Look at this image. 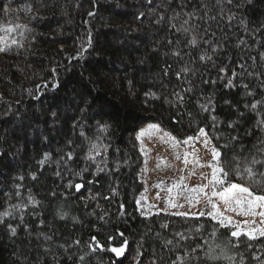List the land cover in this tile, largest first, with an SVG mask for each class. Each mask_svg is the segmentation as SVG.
<instances>
[{
	"label": "trees",
	"instance_id": "obj_1",
	"mask_svg": "<svg viewBox=\"0 0 264 264\" xmlns=\"http://www.w3.org/2000/svg\"><path fill=\"white\" fill-rule=\"evenodd\" d=\"M0 48V264H171L197 245L186 264L264 261V238L231 248L208 216L136 204L145 124L204 129L221 166L263 158L264 0H0Z\"/></svg>",
	"mask_w": 264,
	"mask_h": 264
},
{
	"label": "snow or ice",
	"instance_id": "obj_2",
	"mask_svg": "<svg viewBox=\"0 0 264 264\" xmlns=\"http://www.w3.org/2000/svg\"><path fill=\"white\" fill-rule=\"evenodd\" d=\"M229 4L232 3V0H227ZM7 11V9H6ZM89 15H92V13H89ZM191 15V14H189ZM229 19H232L230 16ZM187 23V21H185ZM184 31H187V29H184ZM192 45H195L197 43L195 37L190 41ZM4 49L0 48V51H3ZM208 59H211V57H207ZM261 58L264 59V53L261 54ZM200 59H205L204 56H201ZM253 61H255V57H251ZM241 68L244 67L243 64L240 65ZM221 71H224V69H221ZM233 76H236L237 73L233 72ZM249 75H253L252 73H249ZM258 75V74H257ZM229 85L232 84V81H228ZM264 83V81H262ZM245 88L248 87V85H244ZM251 93H249L250 95ZM262 101H256L251 104V109L255 111L257 109V105L261 104ZM209 105H211V101L209 100ZM204 108V110H208V108L204 105L201 106ZM213 121L215 123L216 118L213 117ZM264 125V120L258 121V127ZM101 130L106 131L107 125H101ZM229 127H232L231 124H229ZM149 129H158L157 125H150ZM145 134H150L148 130H141L140 133H138V138L140 136H143ZM200 136H203L204 139V146H208V138L207 133L204 129H200ZM197 137L196 139H198ZM176 144H179V141H175V138H172ZM193 137H188L186 140L183 141L184 144H189L190 141H192ZM232 140H237V137H232ZM226 147V146H225ZM93 149L98 150V146L96 144H92L91 149L89 151V155L87 159L91 160L94 159V157L91 155V151ZM212 162L209 163L207 166L211 168V175L210 178L205 177V179H208L207 184H201L197 185L192 188H188L187 191L189 193H192L193 195L186 196L185 199L187 202L192 205L193 203H200V198L203 197L205 201V206L210 208L209 211L204 212L200 211L198 213H188V212H174L170 213L171 215H177L182 216L185 218H199L207 215L211 218V220H214L219 224L221 227L225 228H232L233 230L230 232V238L226 242V246L231 248L238 249L241 246V238H244V243L246 244L247 248H252L253 245L250 243L251 241H256L260 238H264V171H261V169H264V158L258 159L256 155L249 156H241V155H234L232 157L231 163L229 165L228 162H224V166H221V152L216 149L215 147L212 148ZM258 155L264 157V148H260L258 150ZM68 159L70 160L72 158V154H67ZM188 154H185L184 163H188L187 159ZM48 154H45V159H47ZM180 157L177 156V159ZM43 163V161H41ZM159 166V165H158ZM225 167H228L229 170L226 171ZM104 169L97 167V173L103 172ZM195 173H193L194 175ZM236 175L239 176L241 179L247 178V180L250 182L249 186H245L240 183H234L230 182L228 180L229 175ZM203 175V174H201ZM183 177H181L180 183L183 182ZM178 185H173V187H177ZM76 189L79 190L82 185L77 184L75 185ZM155 187H160V185H155ZM186 187V186H185ZM115 192V190H113ZM169 192L172 191V188L168 189ZM210 191V194H209ZM157 198H159V193H157ZM31 199V198H30ZM35 203V201H33ZM136 203L139 205L140 201L137 200ZM168 208H180L183 207V205H178L176 203H173L172 199L169 198L166 201ZM123 208V205H121ZM152 207V206H150ZM162 211L167 212V209H164ZM228 213H233L237 216L243 217L242 220L234 221L232 215H228ZM159 214V213H157ZM2 216L9 215L8 212H4L0 214ZM162 228H167V224H162ZM10 231L13 233V235L16 232L15 228H11ZM215 234V229L213 232V235ZM123 235V234H121ZM177 237L180 238V240H187L190 239V236H186L183 233H176ZM45 239H51V237H45ZM111 239V238H110ZM92 241L95 242L97 247H102L99 245V242L96 241V238L93 237ZM76 244H79V241L75 242ZM173 243L172 240L165 241V246L171 245ZM92 247V245H90ZM176 247H180L179 240L177 241ZM201 247L200 245H197L196 248H192L191 252L188 250H184L183 254H180L177 252L176 258L171 261V264H186V262L189 260L190 256L192 254H195L197 251V248ZM93 251H95V248H93ZM112 252H115L117 255H120L123 251V247L121 248H112ZM223 252V249H221ZM205 255L209 257L210 259H218L219 257L211 255V250L209 252H206ZM240 262L239 264H244V257L243 254L240 253ZM229 261H233V257H226ZM81 260L84 259L83 256L80 257ZM253 259L259 260L260 257L254 256ZM152 264H155V261L152 262ZM261 264H264V261H261Z\"/></svg>",
	"mask_w": 264,
	"mask_h": 264
},
{
	"label": "rangeland",
	"instance_id": "obj_3",
	"mask_svg": "<svg viewBox=\"0 0 264 264\" xmlns=\"http://www.w3.org/2000/svg\"><path fill=\"white\" fill-rule=\"evenodd\" d=\"M150 125L157 124H145L138 132L140 133L143 129L148 130L150 134H145L139 138L137 135L139 150L142 154V167L139 177L143 182V189L137 197L140 204L136 203L140 213L148 216L153 213L165 212L162 211L164 209H167L165 213L209 211L210 208L205 206L203 197L200 198V203H193L192 205L185 199L186 196L193 195L187 191L188 188L207 184L208 179H205V177L210 178L212 170L207 165L212 162L211 150L214 146L208 136L209 143L207 147L204 146L205 138L199 135L200 131L186 145L183 141L187 138L177 139L162 130L159 125H157L158 129H149ZM197 137L199 138L196 139ZM172 138L180 143L176 144ZM186 153L188 154L187 164L184 163ZM177 156L180 158L177 159ZM226 169L229 170L228 167ZM261 171H264V169H261ZM193 173L195 174L193 175ZM181 177L184 178L182 184L180 183ZM242 180L249 182L247 178ZM155 185H160V187H155ZM173 185L178 186L173 187ZM169 188H172L171 192L168 191ZM157 193H159V198H157ZM169 198L172 199L173 203L183 205V207L168 208L166 201ZM228 215H232L234 221L243 219V217L233 213H228Z\"/></svg>",
	"mask_w": 264,
	"mask_h": 264
}]
</instances>
